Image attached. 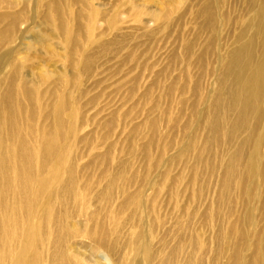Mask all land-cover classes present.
Returning <instances> with one entry per match:
<instances>
[{"label": "rangeland", "instance_id": "374dc122", "mask_svg": "<svg viewBox=\"0 0 264 264\" xmlns=\"http://www.w3.org/2000/svg\"><path fill=\"white\" fill-rule=\"evenodd\" d=\"M240 50L264 0H0V264H263L264 97L214 105Z\"/></svg>", "mask_w": 264, "mask_h": 264}, {"label": "bare ground", "instance_id": "6f19581e", "mask_svg": "<svg viewBox=\"0 0 264 264\" xmlns=\"http://www.w3.org/2000/svg\"><path fill=\"white\" fill-rule=\"evenodd\" d=\"M210 47H208L209 49ZM243 53V50L233 54L232 59H229L225 69L229 68L224 74L223 81L226 82L225 90L218 97L216 96L215 106L222 107V96H226L224 109L227 113L235 112L238 118L235 126L240 129H245V123L255 104H260L264 97V64L262 61L258 63L256 68H253L249 61L237 58ZM237 58V59H236ZM4 101V99H3ZM7 99L6 102L7 103ZM230 139L232 135L228 134ZM262 136V135H261ZM229 174L230 171H229ZM227 184L229 182L227 181ZM194 247H187V250L196 251ZM264 264V263H263Z\"/></svg>", "mask_w": 264, "mask_h": 264}]
</instances>
